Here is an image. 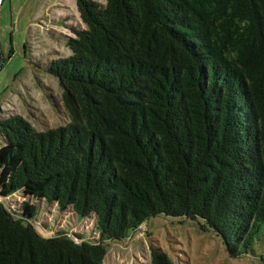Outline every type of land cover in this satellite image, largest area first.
Here are the masks:
<instances>
[{"label": "trees", "instance_id": "16d2710c", "mask_svg": "<svg viewBox=\"0 0 264 264\" xmlns=\"http://www.w3.org/2000/svg\"><path fill=\"white\" fill-rule=\"evenodd\" d=\"M85 28L48 72L65 125L0 116V196L95 218L98 241L42 236L0 200V264H104L161 214L200 218L232 257L264 225V0H76ZM12 53V50L10 51ZM6 59H4L5 61ZM150 264H175L151 250Z\"/></svg>", "mask_w": 264, "mask_h": 264}, {"label": "rangeland", "instance_id": "374dc122", "mask_svg": "<svg viewBox=\"0 0 264 264\" xmlns=\"http://www.w3.org/2000/svg\"><path fill=\"white\" fill-rule=\"evenodd\" d=\"M84 28L76 0H4L0 4V49L6 59L0 69V115L19 114L37 131L67 123L63 88L47 69L53 61L72 54L67 38L74 36L73 29ZM0 200L16 214L25 202L35 204L37 212L29 221L42 236L64 232L76 242L98 241L93 216L80 219L70 207L59 210L56 203L20 191ZM200 225H204L200 218L150 217L124 240L109 241L103 263L150 264L154 249L175 264H264V225L253 237L251 249L237 247L238 257L230 255L221 235Z\"/></svg>", "mask_w": 264, "mask_h": 264}, {"label": "water", "instance_id": "95a60500", "mask_svg": "<svg viewBox=\"0 0 264 264\" xmlns=\"http://www.w3.org/2000/svg\"><path fill=\"white\" fill-rule=\"evenodd\" d=\"M1 2H2V0H0V3ZM3 63H4V57H3V54H2L1 49H0V69H1V67L3 65Z\"/></svg>", "mask_w": 264, "mask_h": 264}, {"label": "crops", "instance_id": "0c3cea01", "mask_svg": "<svg viewBox=\"0 0 264 264\" xmlns=\"http://www.w3.org/2000/svg\"><path fill=\"white\" fill-rule=\"evenodd\" d=\"M4 0H2V2H3ZM2 2L0 3V4H2ZM1 116V115H0Z\"/></svg>", "mask_w": 264, "mask_h": 264}]
</instances>
